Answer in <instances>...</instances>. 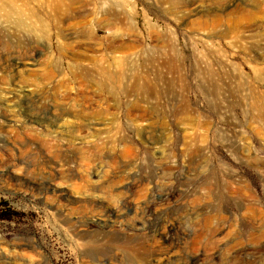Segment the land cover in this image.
Returning <instances> with one entry per match:
<instances>
[{
	"label": "rangeland",
	"instance_id": "obj_1",
	"mask_svg": "<svg viewBox=\"0 0 264 264\" xmlns=\"http://www.w3.org/2000/svg\"><path fill=\"white\" fill-rule=\"evenodd\" d=\"M178 1L115 0L134 31L112 36L101 16L100 44L77 20L60 36L35 3L0 17V264H264V87L246 84L264 64V0ZM114 36L139 42L115 52L134 67L115 87L98 70Z\"/></svg>",
	"mask_w": 264,
	"mask_h": 264
},
{
	"label": "bare ground",
	"instance_id": "obj_2",
	"mask_svg": "<svg viewBox=\"0 0 264 264\" xmlns=\"http://www.w3.org/2000/svg\"><path fill=\"white\" fill-rule=\"evenodd\" d=\"M19 1H21V3H23V6L24 7H29L30 6V4L32 3V4H37V6H38V8H48V10H50V13H49V15H50V17L53 19V21L55 22V24L58 26V34L60 35V36H65V31H66V29H67V26L69 27L70 26V22H68V21H70V20H77L76 22H75V24L73 25V27L74 28H79V33H81L82 34V36L83 37H85V38H87V39H90V40H92V41H94L96 44H100V39H99V37H98V35H97V27L99 26V24L98 23H96V22H99L100 21V19H101V16H103V21L105 22V27H106V29L109 31V33L110 34H112V36L114 35V34H116V32L118 31V30H126V29H132L133 28V24H132V22H131V20H130V18H131V16L130 17H128V15H126V13L125 12H121L120 10H118V7L117 6H113L112 5V3L115 1V0H0V17H3L5 20H7L8 18H10L11 17V15H12V11H14V12H19L20 13V10H19V8L20 7H22V6H20L18 3H19ZM160 2H161V4H169L170 5V8H169V11H168V13H170V14H176V12H177V9L178 8H180L179 6H180V3H179V1L178 0H160ZM75 5H77V9L76 8H74L73 6H75ZM81 9H85V10H87V9H89V11H85V12H81ZM32 16H34L35 18H36V20L37 21H39V23L41 24V26H44V24H43V21H42V19L40 18V17H38V15L36 14V13H33L32 14ZM253 16H254V14H253ZM86 19H89V21L88 22H85L84 20H86ZM132 19V18H131ZM24 21H22V19L21 18H19V20H18V22L16 23V26L18 27V28H20V27H23L24 26ZM146 25H148V27L149 28H153V26H152V24L149 22V20L148 19H146ZM10 27H11V25H10ZM13 27V26H12ZM0 28H2V25L0 24ZM135 28V27H134ZM131 31H134L133 29L131 30ZM131 31H129V32H131ZM116 38V36H114V38H112V39H110V41H109V48L108 49H110L111 50V52H112V63L111 64H109V65H99L98 66V70L100 71V73L102 74V76L106 79V81H108V83H112L113 84V86L115 87V86H117V84L118 83H120L121 82V78H122V76H121V72H122V70L121 69H123L122 67H123V65H125V66H128L129 65V68H130V70L131 71H134V67H133V65H131V62H130V60H129V56H123V57H121V58H119L118 56H116L115 55V52H117L118 50H120V49H125L126 51H130L132 48H134V46H138L139 45V42H136V43H134V44H125V43H122V42H119L117 39H115ZM163 42H164V44H163V46L165 45V47H167V48H169L171 51H175V46H174V44L173 43H167V41H166V39H164L163 40ZM220 66V65H219ZM224 68V67H223ZM220 69H222V68H220ZM144 71V70H143ZM254 71L257 73V75H259L258 76V78L256 79V80H254V81H252V82H246V84L248 83H250V84H252L253 85V87L255 88V87H261V86H263L264 87V78L261 76L262 74H264V64L262 65V66H260V67H255L254 68ZM84 76V75H83ZM138 76H140V77H142L143 78V80H145L146 82H147V80H148V78H147V76L145 75V73H143V74H141V75H138ZM138 78V77H137ZM263 78V79H262ZM233 79V78H232ZM230 81V80H229ZM251 81V80H250ZM243 83V82H242ZM244 86V85H243ZM249 87V86H248ZM260 90V89H259ZM261 92H263V91H261ZM256 93H258V91L256 92ZM259 94H260V92H259ZM263 94V93H262ZM263 100H264V98H263ZM262 111H264V110H262ZM261 113H263V112H261ZM261 115H263V114H261ZM52 119V118H51ZM54 119V118H53ZM61 119V118H60ZM43 120V119H42ZM50 120V119H49ZM32 121V120H31ZM55 121V120H54ZM65 122V121H64ZM68 122V121H67ZM73 122V121H72ZM76 122V121H75ZM50 123V122H49ZM61 123V122H60ZM59 123V124H60ZM70 122H68L67 124H69ZM77 123V122H76ZM42 124V123H41ZM48 124V123H47ZM71 124V123H70ZM54 125V124H53ZM74 125V124H73ZM72 125V126H73ZM23 126H25V125H23ZM31 126V125H30ZM29 126V127H30ZM44 126V125H43ZM42 126V127H43ZM69 126V125H68ZM46 127V126H45ZM49 128V127H48ZM25 129V128H24ZM37 129V128H36ZM41 129V128H40ZM43 129H45V131L46 130H48V129H46V128H43ZM23 130V129H22ZM67 130H71V129H67ZM20 131V130H19ZM32 131V130H31ZM51 131V130H50ZM64 131V130H63ZM68 131V132H69ZM22 132V131H21ZM30 132V131H29ZM59 132V131H58ZM14 133V132H13ZM39 133V132H38ZM45 132H43V134H44ZM54 133H57V132H54ZM17 134V133H16ZM27 134V133H26ZM30 134V133H29ZM58 134V133H57ZM70 134V133H69ZM68 134V135H69ZM11 135V134H10ZM18 135H20V134H18ZM54 135H56V134H54ZM59 135V134H58ZM72 135V134H71ZM8 136V135H7ZM24 136V135H23ZM34 136V135H33ZM4 137H6V136H4ZM3 137V138H4ZM20 137V136H19ZM36 137V136H35ZM39 137V136H38ZM73 137V136H72ZM29 138H30V136H29ZM33 138V137H32ZM41 138V137H40ZM55 138H57V136L55 137ZM10 139V138H9ZM19 139V138H18ZM17 138H16V140H18ZM31 139V138H30ZM67 139V138H66ZM65 139V140H66ZM20 140H21V137H20ZM19 140V141H20ZM24 140V139H23ZM23 140H22V143L21 144H23ZM39 140V139H38ZM75 141L76 140H78L77 138H75L74 139ZM10 141V140H9ZM8 140H7V142H9ZM29 142L31 141V140H28ZM33 141V140H32ZM34 141H36V140H34ZM43 142V141H42ZM78 142V141H77ZM81 142V141H80ZM11 143V142H10ZM15 143V142H14ZM26 143H27V141H26ZM73 143V142H72ZM5 144V143H4ZM16 144V143H15ZM74 145H75V143H73ZM81 144V143H80ZM80 144H79V146H80ZM17 145V144H16ZM15 145V146H16ZM19 145V144H18ZM28 146H29V144H28ZM28 146H26V147H28ZM12 147V146H11ZM10 147V148H11ZM19 147H21V146H19ZM18 147V148H19ZM3 148H5V147H3ZM9 148V149H10ZM14 148V147H13ZM16 148V147H15ZM24 148V147H23ZM25 149V148H24ZM7 150V149H6ZM12 150V149H11ZM23 150V149H22ZM13 151V150H12ZM11 151V152H12ZM15 151V150H14ZM26 151H27V149H26ZM31 152V151H30ZM33 152V151H32ZM5 153V152H4ZM8 153H10V150H9V152ZM12 154V153H11ZM22 154V153H21ZM4 155V154H3ZM8 155V154H7ZM10 155V154H9ZM17 155V154H16ZM18 155H20V153H18ZM33 155V154H32ZM12 156H14L15 157V154L14 155H12ZM55 156V155H54ZM2 157V156H1ZM14 157H12V158H14ZM21 157H23L22 155H21ZM21 157H19V158H21ZM26 157L28 158V156L26 155ZM53 157V156H52ZM66 156H64V158H65ZM8 158V157H7ZM47 158V157H46ZM57 158L58 157H56V160H57ZM67 158V157H66ZM17 159V158H16ZM39 159V158H38ZM37 158H36V161L38 160ZM53 159H55V158H53ZM52 159V160H53ZM68 159V158H67ZM0 160H1V158H0ZM3 160V159H2ZM6 160V159H5ZM4 160V162L6 163V161ZM8 161H10V159L9 160H7V163H6V165L8 164ZM25 161V160H24ZM23 161V162H24ZM34 161V160H33ZM14 162V161H13ZM25 162H27V160L25 161ZM29 162V161H28ZM31 162V161H30ZM38 162V161H37ZM37 162H35V163H37ZM40 162V161H39ZM3 163V162H2ZM1 163V164H2ZM12 163V162H11ZM60 163V162H59ZM15 164V163H14ZM18 164V163H17ZM24 164V163H23ZM38 164V163H37ZM51 164V163H50ZM3 165V164H2ZM16 165V164H15ZM19 165V164H18ZM31 166L33 165V164H30ZM40 165V164H39ZM48 165V164H47ZM8 166V165H7ZM12 166V165H11ZM20 166V165H19ZM24 166V165H23ZM41 166V165H40ZM17 166H15V168H16ZM27 167V166H26ZM25 167V168H26ZM30 167V166H29ZM39 167V166H38ZM43 167V166H42ZM47 167V166H46ZM50 167V166H49ZM13 168V167H12ZM33 168V167H32ZM35 168V167H34ZM33 168V169H34ZM52 168V167H51ZM61 168V169H60ZM68 168V167H67ZM27 169V168H26ZM30 169V168H29ZM32 169V170H33ZM35 169H37V168H35ZM46 169V168H45ZM59 169L62 171V169L64 170V168L63 167H61V165H60V167H59ZM71 169V168H70ZM14 170V169H13ZM12 170V171H13ZM15 170H17V169H15ZM42 170V169H41ZM41 170H38L39 172L41 171ZM58 170V169H57ZM59 170V171H60ZM66 170H68V169H66ZM37 171V170H36ZM48 171H49V169H48ZM55 171V170H54ZM54 171H53V173H54ZM17 172V171H16ZM41 172H43V170L41 171ZM47 172V171H46ZM52 172V171H51ZM71 172V171H70ZM70 172H69V174H70ZM73 172V171H72ZM71 172V173H72ZM9 173H11V172H9ZM9 173H8V176H9ZM25 173V172H24ZM34 173V172H33ZM61 173V172H60ZM63 173V172H62ZM36 174V173H35ZM42 174V173H41ZM44 174V173H43ZM47 174V173H46ZM55 174V173H54ZM3 175V174H2ZM61 175V174H60ZM75 175V174H74ZM97 175V174H96ZM32 177H34V176H32ZM32 177H30V178H32ZM49 177V176H48ZM48 177H46V178H48ZM61 177V176H60ZM67 177H68V175H67ZM7 178V177H6ZM15 178H17V177H15ZM19 178V177H18ZM26 178V177H25ZM29 178V179H30ZM50 178H51V176H50ZM98 178H100V177H98ZM21 179V178H20ZM35 179H36V176H35ZM39 178H37V180H38ZM51 179H53V178H51ZM64 179V178H63ZM97 179V178H96ZM34 180V179H33ZM48 180V179H47ZM27 181V180H26ZM32 181V180H31ZM30 181V182H31ZM39 181H41L40 179H39ZM22 182H23V180H22ZM48 182V181H47ZM46 181L45 182H43V180H42V182H36V186L38 187V188H40V190L43 188V189H50L51 188V186L53 187V185H51V183H47ZM51 182H52V180H51ZM97 182V181H96ZM95 182V183H96ZM98 182H100L99 181V179H98ZM102 182V181H101ZM101 182H100V188H102L101 187ZM104 182V181H103ZM24 183V182H23ZM28 184V183H27ZM32 184V183H31ZM30 185V184H29ZM28 185V186H29ZM96 185V184H95ZM2 186V185H1ZM21 186H22V184H21ZM31 186V185H30ZM104 186V185H103ZM24 187V186H23ZM30 188V187H29ZM85 188V187H84ZM91 188V187H90ZM104 188V187H103ZM57 189V188H56ZM55 188L53 189L54 191H55V193H56V190ZM34 190V189H33ZM70 190V189H69ZM73 190V189H72ZM81 190V189H80ZM79 190V191H80ZM83 190V189H82ZM85 190V189H84ZM88 190H92V189H88ZM88 190H86V191H88ZM97 190H99V188L97 187V188H93V191H94V193H95V191H97ZM50 191V190H49ZM53 191V192H54ZM76 191V190H75ZM60 192V191H59ZM62 192L63 193H60V197H67V198H72L73 197V194L71 193V192H69V191H67L66 189L65 190H62ZM98 192V191H97ZM73 193H74V191H73ZM76 193V192H75ZM84 193H85V191H84ZM88 194H89V192H87ZM93 193V194H94ZM100 192H98L97 193V195L99 194ZM77 194V193H76ZM79 194V193H78ZM77 194V195H78ZM83 194V193H82ZM44 195V194H43ZM50 195V194H49ZM48 195V193H47V196H49ZM83 195H85V194H83ZM83 195H82V197H83ZM58 196V195H57ZM81 196V195H80ZM86 196V195H85ZM84 196V197H85ZM99 196V195H98ZM40 197V196H39ZM76 197V196H75ZM79 197V196H78ZM97 197V196H96ZM54 198V197H53ZM80 198V197H79ZM91 198V197H90ZM56 199V198H55ZM49 200L51 201V198H49ZM64 200H66V199H64ZM70 200V199H69ZM86 200V199H85ZM93 200V199H92ZM61 201V200H60ZM72 201V200H71ZM73 201H74V199H73ZM79 202H80V200H78ZM82 201V200H81ZM56 202V201H55ZM63 202V201H62ZM75 203H78V202H76L75 201ZM87 203H88V201H87ZM87 203H85V204H87ZM96 203V202H95ZM91 204V203H90ZM69 207V206H68ZM69 209V208H68ZM77 209V208H76ZM62 222H64V220L62 221ZM89 224H91V225H96V224H98L97 223V221L96 220H94V219H92V220H89ZM105 226V225H104ZM107 228V227H106ZM105 228V229H106ZM112 228V227H111ZM101 230V229H100ZM107 231V230H106ZM83 234V233H82ZM85 234V233H84ZM78 236V235H77ZM81 236V235H80ZM28 237V236H27ZM78 238H79V236H78ZM77 238V239H78ZM18 239H20V238H18ZM84 239V238H83ZM99 239V238H98ZM15 240V239H14ZM22 240H24L25 242H26V244H28V245H34V242L31 240V239H29V238H25V239H21V241ZM80 240H81V238H80ZM108 240V239H107ZM106 240V241H107ZM130 241V240H129ZM23 242V241H22ZM108 242V241H107ZM14 243V242H13ZM37 243V242H36ZM112 243V242H111ZM110 243V244H111ZM118 243V242H117ZM25 244V243H24ZM79 244V243H78ZM120 244V243H119ZM136 244V243H135ZM134 244V245H135ZM138 244V243H137ZM81 245V244H80ZM98 245V244H97ZM96 244H95V246H97ZM113 246H114V244H112ZM128 245H129V243H128ZM133 245V244H132ZM17 246H19V245H17V244H15L14 243V245H12V248L15 250V247H17ZM23 246V245H22ZM25 246V245H24ZM94 246V245H93ZM111 246V245H110ZM115 246L117 247L118 246V244L116 245L115 244ZM120 246V245H119ZM126 246V245H125ZM124 246V247H125ZM20 247V246H19ZM19 247H17L18 249H20ZM36 247H39V245L38 246H36ZM103 247V246H102ZM22 248V247H21ZM24 248V247H23ZM26 248H28L27 246H26ZM29 248H30V246H29ZM28 248V249H29ZM95 248H97V247H95ZM142 248V247H141ZM144 248V247H143ZM13 249H9V250H13ZM31 249V248H30ZM117 249H118V247H117ZM124 249V248H123ZM126 249V248H125ZM13 250V252H15V253H17V256L20 258V259H23V258H25L26 256H27V254H22L21 252L20 253H18V252H16V251H14ZM24 250V249H23ZM33 250V249H32ZM128 250V249H127ZM131 250L134 252V253H137V250H141L140 248H138V246H135V248H133V247H131ZM7 251V250H6ZM34 251H35V249H34ZM123 251H126V250H123ZM10 252V251H9ZM126 252H128V251H126ZM139 252V251H138ZM30 253V252H29ZM100 253V252H99ZM122 253V252H121ZM12 254V253H11ZM11 254H10V257H11ZM32 254V253H31ZM126 254V253H125ZM131 254V253H130ZM8 255V254H7ZM29 255V254H28ZM127 255H129V254H127ZM36 256H37V254H36ZM39 256H40V253H39ZM124 256V255H123ZM122 256V257H123ZM134 256V255H133ZM136 256V255H135ZM138 256H139V254H138ZM137 256V257H138ZM141 256V255H140ZM9 256H7V258H8ZM28 258L30 257V256H27ZM34 257H35V255H34ZM38 257V256H37ZM13 258V257H12ZM32 258H33V255H31V260H32ZM40 258V257H39ZM124 258V257H123ZM129 258V257H128ZM127 258V259H128ZM35 259V258H34ZM17 260V259H16ZM19 260V259H18ZM17 260V262H19ZM36 260V259H35ZM34 260V261H35ZM12 263H13V260H10ZM23 261V260H22ZM41 261V260H40ZM16 262V261H15ZM29 262V261H28ZM31 263H32V261H31ZM42 263V262H41ZM37 264H38V262H37Z\"/></svg>",
	"mask_w": 264,
	"mask_h": 264
}]
</instances>
